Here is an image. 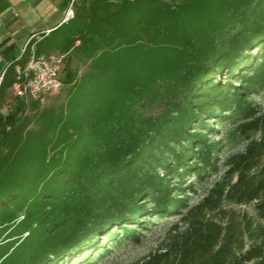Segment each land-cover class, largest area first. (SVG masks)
I'll return each mask as SVG.
<instances>
[{
    "label": "trees",
    "instance_id": "1",
    "mask_svg": "<svg viewBox=\"0 0 264 264\" xmlns=\"http://www.w3.org/2000/svg\"><path fill=\"white\" fill-rule=\"evenodd\" d=\"M73 9L36 44L37 55H67L63 73L77 60L62 78L67 103L16 98L4 113L15 65L0 84V264H87L108 251L100 237L118 242L110 229L139 243L125 226L182 213L185 228L135 264H264V225L224 208L253 204L264 222V108L252 100L264 94V0ZM213 120L246 144L190 206L183 182L219 171Z\"/></svg>",
    "mask_w": 264,
    "mask_h": 264
},
{
    "label": "rangeland",
    "instance_id": "2",
    "mask_svg": "<svg viewBox=\"0 0 264 264\" xmlns=\"http://www.w3.org/2000/svg\"><path fill=\"white\" fill-rule=\"evenodd\" d=\"M164 1L168 3L171 2V0ZM57 53L59 52H54V54ZM77 66V60L68 62L66 64L65 73L62 72V78H64V74L66 75L69 70L75 69ZM79 68L80 73H84L87 70V66L85 65H80ZM69 91L70 87L65 85L58 94L47 96L42 99L40 107L42 109L52 108L54 110H58L61 106H64L67 103L70 94ZM252 100L260 107L264 108V94L254 97ZM15 101L16 99L12 95L7 103V106L3 109V112L7 113L10 111L14 106ZM212 128L217 130V133L210 135L208 137L209 141L214 144L220 143L222 149L218 157V173L210 176L203 182L191 177L186 179L183 184L179 181H173V184L171 185L172 187L177 184H182L183 187H187L184 189L186 192L184 198H187L190 206H194L199 203L208 195L209 191L215 186V184L223 179L226 171L225 162L227 158L232 154L240 152L246 144V142L234 132L230 125L218 126L215 120H213ZM189 186L193 189H188ZM224 208L234 210L240 214L246 213L253 218L255 222L264 225V222L258 218L253 204L247 206H237L225 203ZM183 216L184 214L182 213V215H175L171 217H150V219L145 221V226H125L128 231H136V233L140 236L139 243L133 241H123L125 236L121 231V227L114 228L113 230L110 229L112 234H118L116 236L118 242L111 243L107 238L103 236L100 237L98 243H100L101 246L106 248L108 251L98 255L97 253H94L93 256L91 255V260L87 264H135L148 257L150 254L155 253L159 249L164 248L170 236L174 233V228H185V225L182 222ZM69 263H77V260L72 259L65 262V264Z\"/></svg>",
    "mask_w": 264,
    "mask_h": 264
},
{
    "label": "crops",
    "instance_id": "3",
    "mask_svg": "<svg viewBox=\"0 0 264 264\" xmlns=\"http://www.w3.org/2000/svg\"><path fill=\"white\" fill-rule=\"evenodd\" d=\"M72 1L0 0V84L12 65L16 70L26 65L28 61L23 63L26 56L22 57V50L30 39L31 46L36 48L44 34L49 35L67 22L65 17ZM27 54L30 58V50ZM12 95L16 99L13 88L8 101Z\"/></svg>",
    "mask_w": 264,
    "mask_h": 264
},
{
    "label": "built area",
    "instance_id": "4",
    "mask_svg": "<svg viewBox=\"0 0 264 264\" xmlns=\"http://www.w3.org/2000/svg\"><path fill=\"white\" fill-rule=\"evenodd\" d=\"M73 1L67 10L65 21L74 17ZM31 41L32 39L22 50V57L30 50V58L24 67L17 68L13 86L15 97L26 101L42 100L63 89L62 72L67 56L60 53L37 55L36 48L30 47Z\"/></svg>",
    "mask_w": 264,
    "mask_h": 264
}]
</instances>
